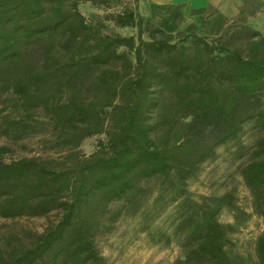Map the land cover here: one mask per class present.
<instances>
[{
	"label": "trees",
	"instance_id": "1",
	"mask_svg": "<svg viewBox=\"0 0 264 264\" xmlns=\"http://www.w3.org/2000/svg\"><path fill=\"white\" fill-rule=\"evenodd\" d=\"M136 1L0 0V264H110L96 238L139 213L140 232L181 247L173 264H264V227L249 259L232 247L236 225L219 220L239 208L232 191L189 190L225 147L264 223V34L247 21L256 10L205 35L167 31ZM82 2L115 9L105 19L136 33L104 32ZM31 138L37 151L15 156ZM169 208V229L153 226ZM21 218L46 224L9 229Z\"/></svg>",
	"mask_w": 264,
	"mask_h": 264
},
{
	"label": "rangeland",
	"instance_id": "2",
	"mask_svg": "<svg viewBox=\"0 0 264 264\" xmlns=\"http://www.w3.org/2000/svg\"><path fill=\"white\" fill-rule=\"evenodd\" d=\"M129 1L131 4H137L136 0ZM153 1L155 3L165 2L170 5L173 3L181 4L180 6L186 15L185 21L189 23L187 29L198 30L200 28V34L206 35H214L223 21L226 25L227 22L236 19L241 8L247 6L248 9L256 10V14L248 18V24L264 34V0H150L152 4ZM195 5L197 7L201 5L205 7L206 5V10L198 16H194L198 13L193 10ZM79 10L87 21H101L104 32H117L123 35L136 33L135 29L120 28L105 19V16L115 9L106 10L89 2H82L79 5ZM217 12L225 14L226 21L222 15L213 17L212 14ZM162 14L164 13L157 11L155 19L163 20L164 15ZM153 23L159 26L154 19ZM182 29L185 28L182 27ZM101 139L102 137L99 135L86 138L81 144V150L85 154L92 153ZM23 143H25V148L17 145L13 149L15 156L31 155L37 151L36 139H27ZM241 163L242 160L235 159L231 151L226 150L225 147H220L216 152V157L205 163L200 175L189 182V190L194 196L219 195L225 191H232L235 194L239 208L235 212L223 209L219 214V220L222 223H234L236 225V230L230 234L232 247L235 251L252 259L254 242L261 233L264 223L260 217L251 213V198L241 176ZM148 203L146 201L144 207H147ZM170 213L171 209L169 208L153 226H158L162 231L168 230L173 219ZM45 224V218H21L11 222L9 229L11 228L16 233L23 229L41 231ZM141 226L140 213L136 215L123 214L115 222L109 233L96 238L97 248L108 263L173 264L182 258L183 251L176 242L170 244L155 243L147 234L140 232ZM4 232H7V228L1 225L0 233Z\"/></svg>",
	"mask_w": 264,
	"mask_h": 264
},
{
	"label": "crops",
	"instance_id": "3",
	"mask_svg": "<svg viewBox=\"0 0 264 264\" xmlns=\"http://www.w3.org/2000/svg\"><path fill=\"white\" fill-rule=\"evenodd\" d=\"M138 5H139V9L140 11L142 12H145L146 14H148L149 16H151V18L154 19V21L163 29L167 30V31H177V30H185V31H197L199 32V29L196 30L194 28H191V29H187V27L189 26V23L185 21L186 19V15L184 13V9L181 8L182 6H180L181 4H176V3H173V4H167L165 2H159V3H155L153 1V4L152 2H150V0H138ZM151 5V6H149ZM193 10L197 13V15H194V16H198L200 14H202V12H204V10H206V5L205 7H203L202 5L201 6H193ZM157 11H160L161 13L163 12L164 14V19H159V20H156L155 19V16L157 17L156 13ZM213 17L214 16H220L222 15L226 21V15L223 14L222 12H217V13H214L212 14ZM170 16H177L178 17V20L176 22V24H178L177 26H172L169 24V22H167V17H170ZM191 24V23H190ZM180 25H184V28L185 29H182V27H178ZM225 26V22L223 21L220 26H219V29L217 30L216 33H214V35H218L222 28ZM200 33V32H199ZM202 34V33H201ZM206 35V34H205ZM210 35V34H209Z\"/></svg>",
	"mask_w": 264,
	"mask_h": 264
},
{
	"label": "bare ground",
	"instance_id": "4",
	"mask_svg": "<svg viewBox=\"0 0 264 264\" xmlns=\"http://www.w3.org/2000/svg\"><path fill=\"white\" fill-rule=\"evenodd\" d=\"M167 22H169L170 25L172 26H177L178 24H176L177 20H178V17L177 16H170V17H167ZM178 27H184V25H180Z\"/></svg>",
	"mask_w": 264,
	"mask_h": 264
}]
</instances>
